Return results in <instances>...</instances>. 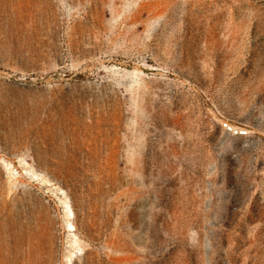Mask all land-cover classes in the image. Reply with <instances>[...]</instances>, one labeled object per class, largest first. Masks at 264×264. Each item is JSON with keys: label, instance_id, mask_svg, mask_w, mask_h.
I'll return each mask as SVG.
<instances>
[{"label": "rangeland", "instance_id": "obj_1", "mask_svg": "<svg viewBox=\"0 0 264 264\" xmlns=\"http://www.w3.org/2000/svg\"><path fill=\"white\" fill-rule=\"evenodd\" d=\"M46 252L264 264V0H0V264Z\"/></svg>", "mask_w": 264, "mask_h": 264}, {"label": "built area", "instance_id": "obj_2", "mask_svg": "<svg viewBox=\"0 0 264 264\" xmlns=\"http://www.w3.org/2000/svg\"><path fill=\"white\" fill-rule=\"evenodd\" d=\"M223 126L228 130L229 132H233L237 135H244L246 134V130L242 127H235L230 122H224Z\"/></svg>", "mask_w": 264, "mask_h": 264}, {"label": "bare ground", "instance_id": "obj_3", "mask_svg": "<svg viewBox=\"0 0 264 264\" xmlns=\"http://www.w3.org/2000/svg\"><path fill=\"white\" fill-rule=\"evenodd\" d=\"M66 207H68V205H66ZM70 208V206L68 207V209ZM70 212H71V209H70ZM69 227L71 228V230H74L75 228H74V226L71 224V223H69ZM43 259H41V264H47V262H48V259L50 258V255H49V253L48 252H46V254H45V256L44 257H42Z\"/></svg>", "mask_w": 264, "mask_h": 264}]
</instances>
